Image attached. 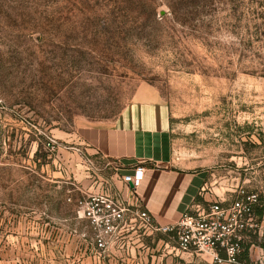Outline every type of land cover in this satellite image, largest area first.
<instances>
[{"label":"rangeland","instance_id":"rangeland-1","mask_svg":"<svg viewBox=\"0 0 264 264\" xmlns=\"http://www.w3.org/2000/svg\"><path fill=\"white\" fill-rule=\"evenodd\" d=\"M143 100L169 110L175 167L259 195L241 262L264 264V0H0V264H172L130 212L99 251L78 204L119 166L77 130Z\"/></svg>","mask_w":264,"mask_h":264},{"label":"crops","instance_id":"crops-1","mask_svg":"<svg viewBox=\"0 0 264 264\" xmlns=\"http://www.w3.org/2000/svg\"><path fill=\"white\" fill-rule=\"evenodd\" d=\"M77 138L90 156L119 166L115 191L127 203H137L151 214L157 228L151 233L176 224L195 205L206 206L211 201L231 197L238 188L237 185L236 189L225 186L227 181L223 179L226 177H222L225 173L212 168L197 171L175 167L169 110L158 101L133 102L108 124L81 126L77 130ZM137 167H143L145 172L142 184L133 192L131 186L123 182V177L132 174ZM219 177L224 186H216ZM167 238V241L162 240L169 249L166 261H172V264L196 261L187 254L175 253V242L169 236Z\"/></svg>","mask_w":264,"mask_h":264},{"label":"built area","instance_id":"built-area-1","mask_svg":"<svg viewBox=\"0 0 264 264\" xmlns=\"http://www.w3.org/2000/svg\"><path fill=\"white\" fill-rule=\"evenodd\" d=\"M144 172L143 167H137L132 174L123 177V182L132 185L134 192L142 184ZM239 189L225 200L193 206L176 224L158 231L175 242L174 251L177 254H187L207 264H242L241 258L246 253L245 240L259 228L255 209L260 204V197ZM78 204L96 231L95 244L99 251L107 248L109 240L129 212L144 228L157 231L151 214L137 203H127L119 193L91 196ZM173 264L191 262L176 261Z\"/></svg>","mask_w":264,"mask_h":264},{"label":"trees","instance_id":"trees-1","mask_svg":"<svg viewBox=\"0 0 264 264\" xmlns=\"http://www.w3.org/2000/svg\"><path fill=\"white\" fill-rule=\"evenodd\" d=\"M259 215L262 217L263 213L261 212V213H259ZM261 247L264 249V245ZM243 260L250 263L248 251L243 255Z\"/></svg>","mask_w":264,"mask_h":264},{"label":"water","instance_id":"water-1","mask_svg":"<svg viewBox=\"0 0 264 264\" xmlns=\"http://www.w3.org/2000/svg\"><path fill=\"white\" fill-rule=\"evenodd\" d=\"M132 187V185H130Z\"/></svg>","mask_w":264,"mask_h":264}]
</instances>
